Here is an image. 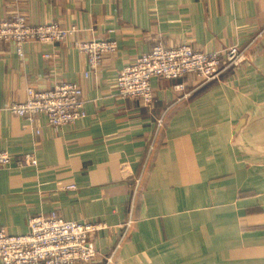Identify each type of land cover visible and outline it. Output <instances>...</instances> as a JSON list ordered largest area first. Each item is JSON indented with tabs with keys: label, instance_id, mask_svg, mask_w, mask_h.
<instances>
[{
	"label": "crops",
	"instance_id": "crops-1",
	"mask_svg": "<svg viewBox=\"0 0 264 264\" xmlns=\"http://www.w3.org/2000/svg\"><path fill=\"white\" fill-rule=\"evenodd\" d=\"M15 12L78 31L26 44L22 57L0 43V151L12 159L0 169V227L25 234L30 216L52 211L105 222L90 264L111 254L114 264H264V0H0V19ZM106 37L116 53L85 77L75 42ZM158 42L236 45L248 60L205 86L186 76L181 91L153 77L149 107L118 98L119 71ZM63 81L83 91L86 116L73 124L55 130L2 109Z\"/></svg>",
	"mask_w": 264,
	"mask_h": 264
},
{
	"label": "built area",
	"instance_id": "built-area-1",
	"mask_svg": "<svg viewBox=\"0 0 264 264\" xmlns=\"http://www.w3.org/2000/svg\"><path fill=\"white\" fill-rule=\"evenodd\" d=\"M77 31L74 25L61 27L56 22L29 24L19 12L0 19V43L13 45L21 57L26 44L65 43ZM75 48L86 57L84 76L87 77L103 65L108 55L115 54L118 46L115 39L106 37L76 41ZM245 51L235 45L204 52L186 43L166 47L158 42L119 71L115 80L116 95L120 99H135L142 106L149 107L153 102L150 83L153 77L176 82L193 76L198 86H205L218 80L227 69L245 63L248 60ZM173 88L184 90L185 83L176 82ZM84 102L80 85L74 81H63L47 90L28 87L24 101H13L2 109L30 122L43 116L51 128L58 130L86 116ZM157 125L162 127V118ZM11 163L9 153L0 151V169L8 168ZM16 164L19 167L35 165L36 160L30 157ZM137 185L136 181L134 193H137ZM27 227V233L18 235L9 234L0 227V264H89L96 257L93 239L97 232L105 230L106 225L97 221L66 220L52 211L47 216H30Z\"/></svg>",
	"mask_w": 264,
	"mask_h": 264
},
{
	"label": "rangeland",
	"instance_id": "rangeland-1",
	"mask_svg": "<svg viewBox=\"0 0 264 264\" xmlns=\"http://www.w3.org/2000/svg\"><path fill=\"white\" fill-rule=\"evenodd\" d=\"M133 195H134V197H135V195H137V193H134V189H133ZM136 221L137 220L135 218V210H134L133 212L132 211L130 212V214H129L128 218L126 219V221H124V223H122V228H124L125 235H129L130 234V231H131L132 227L134 226V224L136 223ZM97 222H102V221H97ZM102 223H104L106 225V228L105 229H108L109 228V226L105 222H102ZM113 257H114V255L112 256V254L109 257H107L106 260H105L106 263L107 264H112V263L114 264Z\"/></svg>",
	"mask_w": 264,
	"mask_h": 264
}]
</instances>
